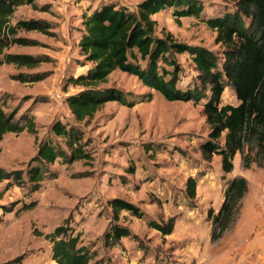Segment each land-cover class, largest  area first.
Here are the masks:
<instances>
[{"label":"rangeland","instance_id":"rangeland-1","mask_svg":"<svg viewBox=\"0 0 264 264\" xmlns=\"http://www.w3.org/2000/svg\"><path fill=\"white\" fill-rule=\"evenodd\" d=\"M141 0H28L17 6L11 24L20 19L38 18L46 29L18 27L16 36L36 39L35 44L13 43L9 52L44 54L34 65H0V103L5 109L18 108L17 116L34 114L38 139L27 129L7 132L0 140V165L13 174L0 181V264H55L53 260L56 227L68 219L79 244L94 253L93 264H264V147L256 140L247 142L244 152L234 157V169L224 172L221 155L208 159L200 148L210 126L203 101L169 100L145 85L132 73L114 70L102 85H114L137 98L134 105L106 102L89 122L76 121L66 97L83 86L69 77L85 72L91 65L80 52L83 16L104 2H116L136 9ZM203 13L224 9L230 0H201ZM157 33L203 44L216 51V31L201 17H176L172 8L155 15ZM221 54V53H220ZM182 65L179 84L196 80L197 69L189 52H178ZM171 67V66H170ZM172 68V67H171ZM44 72L39 80L23 82L11 75L18 72ZM152 90L150 100L142 95ZM238 103L235 90L227 86L222 103ZM61 119L77 123L92 156L71 163L57 159L48 165L41 185L33 190L28 163L37 153L39 142L64 138L51 131ZM248 153L246 164L244 154ZM20 171L23 184L15 178ZM198 178L197 194L187 193V179ZM237 175L248 180V190L235 209L233 218L221 234L212 230L225 199L229 181ZM128 199L144 209L142 217L122 209L116 219L112 200ZM36 200L32 209L3 212L1 204ZM176 215L172 233L163 235L151 227L149 219L166 220ZM113 222L131 228L117 244L106 243L105 232Z\"/></svg>","mask_w":264,"mask_h":264},{"label":"trees","instance_id":"trees-1","mask_svg":"<svg viewBox=\"0 0 264 264\" xmlns=\"http://www.w3.org/2000/svg\"><path fill=\"white\" fill-rule=\"evenodd\" d=\"M28 0H0V65L14 63L19 66H34L44 54L9 52L5 49L13 43L35 44L36 39L16 36L18 27L45 30V21L38 18L20 19L16 24L10 18L17 6ZM224 9L216 13H203L201 0H141L136 9L116 2H104L92 12L83 16V32L79 40L80 52L91 65L85 72L72 74L69 82L83 87L66 97L69 107L78 122L89 123L96 112L108 101H118L134 105L137 98L114 85H102L116 69L137 75L151 89H156L169 100L203 101V111L209 123L208 137L200 148L205 158L213 154L221 155V168L224 172L234 169V157L244 152L247 142L256 140L264 147V0H230ZM172 8L176 17L194 15L201 17L216 31L215 42L222 45L216 51L203 44L190 43L173 38L172 33H157L158 20L154 14ZM178 52H189L195 62L196 80L181 86L182 65L176 57ZM221 53V54H220ZM172 68H171V67ZM44 72H18L11 77L23 82L43 78ZM231 86L239 100L238 103H222L223 93ZM152 90L142 95V100H150ZM18 108L5 109L0 103V140L9 131L20 132L27 129L38 139V127L34 114L23 113L17 116ZM51 131L64 138V143L52 137L39 142L37 153L28 163V176L33 190L41 185L48 165L57 159L71 163L75 160H88L92 154L84 140V130L77 123L55 120ZM248 153L244 154L248 164ZM13 174L0 165V181ZM19 184L24 183L20 171H15ZM198 178L190 175L187 179V193L193 199L197 194ZM248 190V180L244 175L232 178L225 190V199L214 220L220 224L212 230V237H218L229 225L239 201ZM1 204L3 212L32 209L36 200ZM115 218L125 209L142 217L144 209L136 203L115 197L112 200ZM176 215L166 220L152 218L151 227L163 235L173 232ZM0 222L3 216L0 215ZM56 242L53 245L55 264H93L94 253L85 244H79L80 232L74 233L68 219L55 230ZM131 228L113 222L105 232L106 243L117 244L123 236L130 235Z\"/></svg>","mask_w":264,"mask_h":264},{"label":"crops","instance_id":"crops-1","mask_svg":"<svg viewBox=\"0 0 264 264\" xmlns=\"http://www.w3.org/2000/svg\"><path fill=\"white\" fill-rule=\"evenodd\" d=\"M161 11H162V10H161ZM159 12H160V11H159ZM157 13H158V12H157ZM157 13L154 14V17H156L155 15H156ZM187 16H190V15H187Z\"/></svg>","mask_w":264,"mask_h":264}]
</instances>
